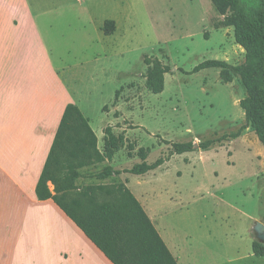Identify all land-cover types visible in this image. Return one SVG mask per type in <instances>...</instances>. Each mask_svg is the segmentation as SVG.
<instances>
[{
  "label": "rangeland",
  "instance_id": "rangeland-1",
  "mask_svg": "<svg viewBox=\"0 0 264 264\" xmlns=\"http://www.w3.org/2000/svg\"><path fill=\"white\" fill-rule=\"evenodd\" d=\"M31 5L35 24L24 32L41 38L40 59L32 55L25 62L31 79L40 73L48 102L65 103L70 90L95 127L114 121L106 128L117 129L119 168L163 161L158 189L174 200L165 223L196 234L183 238L186 251L200 254L193 264H264L252 251L253 220L264 223V145L241 105L248 92L239 77L226 82L222 69L193 72L207 60L233 66L245 60L234 28L213 1ZM107 20L114 21L110 35L103 31ZM146 58L170 67L161 94L146 86ZM238 132L206 150L173 153V143L199 144Z\"/></svg>",
  "mask_w": 264,
  "mask_h": 264
},
{
  "label": "crops",
  "instance_id": "crops-1",
  "mask_svg": "<svg viewBox=\"0 0 264 264\" xmlns=\"http://www.w3.org/2000/svg\"><path fill=\"white\" fill-rule=\"evenodd\" d=\"M31 10V0H0V264H113L53 200L41 201L36 195L67 105L74 104L83 110L70 90L65 103L55 99L48 102L41 89L40 73L33 72L35 78L31 79L25 62L32 55L39 60L41 53L40 46L36 51L41 38H31V33L24 32L36 20ZM31 40L35 43L30 45ZM84 116L104 155L106 141L112 135L116 138L117 129L106 128L113 127L114 121L95 127ZM120 151L114 149L111 158L85 168L76 183L77 191L120 180L140 202L178 264H193L200 254L186 251L183 238L196 234L184 233L179 225L173 229L174 225L165 223L174 200L159 192L162 165L144 175H134L125 172L129 169L118 167ZM107 167L121 173L98 178ZM48 185L54 192L53 184ZM186 208L184 204L180 207L182 214Z\"/></svg>",
  "mask_w": 264,
  "mask_h": 264
},
{
  "label": "trees",
  "instance_id": "trees-1",
  "mask_svg": "<svg viewBox=\"0 0 264 264\" xmlns=\"http://www.w3.org/2000/svg\"><path fill=\"white\" fill-rule=\"evenodd\" d=\"M212 1L217 11L226 17L227 24L234 28L236 43L245 50V60L237 66L221 60H207L193 72L217 68L222 69L226 82L234 76L241 79L248 92L242 108L264 145V0ZM103 31L105 35L112 34L114 21L107 20ZM145 63L148 66V90L161 94L170 67L157 58H146ZM240 134L199 144L173 143V153L182 155L206 150ZM117 140L112 135L106 141L107 152L103 155L89 120L78 106L67 105L36 187L37 198L53 200L113 264H178L140 202L122 183L90 186L77 191L76 183L83 176L82 171L111 158L114 149H119ZM162 164L163 161L136 164L125 172L144 175ZM120 173L107 167L97 177L106 179ZM49 183L53 184L54 192ZM252 250L256 257L264 256L263 243L255 240Z\"/></svg>",
  "mask_w": 264,
  "mask_h": 264
},
{
  "label": "water",
  "instance_id": "water-1",
  "mask_svg": "<svg viewBox=\"0 0 264 264\" xmlns=\"http://www.w3.org/2000/svg\"><path fill=\"white\" fill-rule=\"evenodd\" d=\"M252 231L255 240L264 244V223L254 221Z\"/></svg>",
  "mask_w": 264,
  "mask_h": 264
}]
</instances>
